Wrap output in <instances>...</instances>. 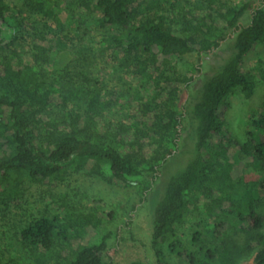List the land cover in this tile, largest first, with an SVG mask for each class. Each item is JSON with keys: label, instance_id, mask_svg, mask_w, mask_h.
Returning <instances> with one entry per match:
<instances>
[{"label": "trees", "instance_id": "trees-1", "mask_svg": "<svg viewBox=\"0 0 264 264\" xmlns=\"http://www.w3.org/2000/svg\"><path fill=\"white\" fill-rule=\"evenodd\" d=\"M10 3L0 0V206L30 185L63 180L70 166L144 193L151 172L155 264H168L164 251L185 264H230V218L234 240L264 264V216L255 208L264 191V132L249 127L240 141L225 121L229 97H249L255 86L243 57L264 39V0H21L26 16ZM55 3L79 24L78 44ZM88 16L117 61L114 71L127 74L120 89L82 70L78 30ZM192 52L218 59L204 60L207 72L179 109L193 73H176L171 59ZM184 153V163L165 175L171 158ZM247 162L257 178H244ZM47 194L63 213L47 210L20 229L33 264H114L104 259L108 234L95 240L85 230L99 220L74 216L65 195ZM192 213L204 218L185 238L178 227Z\"/></svg>", "mask_w": 264, "mask_h": 264}, {"label": "rangeland", "instance_id": "rangeland-1", "mask_svg": "<svg viewBox=\"0 0 264 264\" xmlns=\"http://www.w3.org/2000/svg\"><path fill=\"white\" fill-rule=\"evenodd\" d=\"M9 1H11L10 5L14 13L21 11L22 15H27L21 0ZM230 1L238 3L243 0ZM52 6L54 12L63 21H68L72 34V41L70 42L78 44L76 37L73 36L77 23L72 22L65 10L60 12L56 3ZM37 18L41 19L42 16L37 15ZM82 22L83 24L78 31L84 32L82 53L87 61L83 65V72L94 79L105 82L107 88H122L123 78H126L127 74L120 70L114 71L117 61L111 52L104 48L105 43L99 38L100 29L96 27L94 17L82 18ZM217 52L218 50H214V53L217 54ZM206 58L212 62L218 59L217 55H213L212 52L209 54L192 52L171 59V64L176 73H193L191 83L182 90L179 96L177 102L179 109L207 72V66L204 64ZM194 68L199 69V71H195ZM243 69L253 75L255 82L253 92L249 97L230 96L228 99L229 107L225 115L229 130L240 141L244 138V133L249 127L252 129L261 128L264 132V39L243 57ZM255 119L262 121L254 122ZM184 127L185 123L182 120L181 136L184 135ZM185 157L184 153L180 158L169 159L165 175L175 171L183 164ZM249 166L250 162L245 163L244 178L246 180L257 178L259 174ZM152 178L151 172L145 174V180L142 183L149 182L152 187L144 193L140 186L109 185L96 175L70 166L64 179L54 182L53 185H30L21 197L10 201L8 207L0 206V264H33L32 253L35 251H32L22 241L20 229L32 218L46 213L47 210L63 213L61 209V211L55 209L56 202L49 203L50 196L47 191H50L55 199H58L60 195H65L68 203L67 211L71 212L72 215H93L99 220L97 225H90L85 230L90 232L91 236L94 235L93 239L95 240L108 234L104 252L105 260L114 264H128L136 260L143 264H155V256L150 245L151 226L149 222V208L156 196V181ZM255 208L264 216V191L258 200L255 199ZM216 217L226 219L222 214H216ZM203 218V215L196 217L194 213L188 214L183 224L178 227L179 234L188 238L191 230L197 228L195 223ZM230 221L225 231L230 264H255V250L241 241L234 240V219L230 218ZM213 242L215 241L213 240ZM164 255L168 264H185L168 255L165 251ZM210 264H222V262L214 260Z\"/></svg>", "mask_w": 264, "mask_h": 264}]
</instances>
